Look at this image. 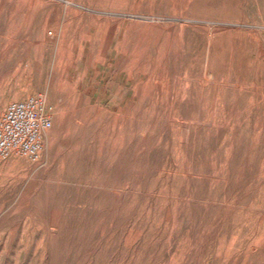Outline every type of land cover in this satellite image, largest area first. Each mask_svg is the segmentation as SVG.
Wrapping results in <instances>:
<instances>
[{
	"label": "rangeland",
	"instance_id": "374dc122",
	"mask_svg": "<svg viewBox=\"0 0 264 264\" xmlns=\"http://www.w3.org/2000/svg\"><path fill=\"white\" fill-rule=\"evenodd\" d=\"M31 97L0 264H264V0H0V120Z\"/></svg>",
	"mask_w": 264,
	"mask_h": 264
},
{
	"label": "built area",
	"instance_id": "2783aa9c",
	"mask_svg": "<svg viewBox=\"0 0 264 264\" xmlns=\"http://www.w3.org/2000/svg\"><path fill=\"white\" fill-rule=\"evenodd\" d=\"M51 126L42 98L11 103L0 120V159L15 155L36 162L42 150V134Z\"/></svg>",
	"mask_w": 264,
	"mask_h": 264
},
{
	"label": "crops",
	"instance_id": "0c3cea01",
	"mask_svg": "<svg viewBox=\"0 0 264 264\" xmlns=\"http://www.w3.org/2000/svg\"><path fill=\"white\" fill-rule=\"evenodd\" d=\"M105 78H102V82H103V80H104ZM101 83V82H100ZM98 85H100L99 83L98 84H95V86H93V87H96V88H98Z\"/></svg>",
	"mask_w": 264,
	"mask_h": 264
}]
</instances>
